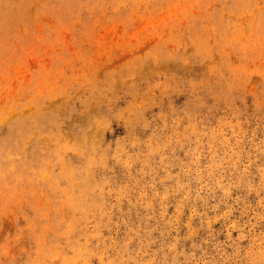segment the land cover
<instances>
[{
	"label": "rangeland",
	"instance_id": "obj_1",
	"mask_svg": "<svg viewBox=\"0 0 264 264\" xmlns=\"http://www.w3.org/2000/svg\"><path fill=\"white\" fill-rule=\"evenodd\" d=\"M0 264H264V0H0Z\"/></svg>",
	"mask_w": 264,
	"mask_h": 264
},
{
	"label": "bare ground",
	"instance_id": "obj_2",
	"mask_svg": "<svg viewBox=\"0 0 264 264\" xmlns=\"http://www.w3.org/2000/svg\"><path fill=\"white\" fill-rule=\"evenodd\" d=\"M128 1V0H127ZM102 3H103V1H102ZM139 4V3H138ZM195 4V3H194ZM100 5V4H99ZM175 7V6H174ZM157 8V7H156ZM156 12V11H155ZM136 13H137V11H136ZM129 14V13H128ZM167 15V14H166ZM129 19H131V18H129ZM155 27V26H154ZM154 27H152L153 29H154ZM149 30V29H148ZM141 31V30H140ZM141 38V37H140ZM91 39V38H90ZM139 42V41H138ZM133 46V45H132ZM119 47V46H118ZM112 55V54H111ZM77 57V56H76ZM95 59V58H94ZM183 65V64H182ZM163 66V65H162ZM242 66V65H241ZM244 68V67H243ZM40 80V79H39ZM63 88V87H62ZM196 130V129H195ZM206 138V137H205ZM23 152V151H22ZM117 158V157H116ZM154 164V163H153ZM94 168V167H93ZM55 175V174H54ZM178 185V184H177ZM188 198V197H187ZM78 204V203H77ZM200 224V223H199ZM77 251V250H76Z\"/></svg>",
	"mask_w": 264,
	"mask_h": 264
}]
</instances>
